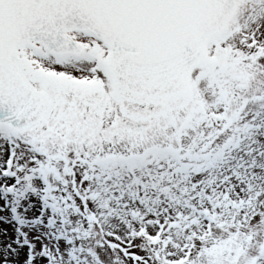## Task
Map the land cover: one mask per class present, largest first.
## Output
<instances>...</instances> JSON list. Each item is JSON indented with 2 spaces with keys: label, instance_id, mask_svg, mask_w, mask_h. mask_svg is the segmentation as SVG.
Returning a JSON list of instances; mask_svg holds the SVG:
<instances>
[{
  "label": "snow or ice",
  "instance_id": "snow-or-ice-1",
  "mask_svg": "<svg viewBox=\"0 0 264 264\" xmlns=\"http://www.w3.org/2000/svg\"><path fill=\"white\" fill-rule=\"evenodd\" d=\"M0 264H264V0H0Z\"/></svg>",
  "mask_w": 264,
  "mask_h": 264
},
{
  "label": "rangeland",
  "instance_id": "rangeland-1",
  "mask_svg": "<svg viewBox=\"0 0 264 264\" xmlns=\"http://www.w3.org/2000/svg\"><path fill=\"white\" fill-rule=\"evenodd\" d=\"M12 235V227L9 224L0 223V243Z\"/></svg>",
  "mask_w": 264,
  "mask_h": 264
}]
</instances>
